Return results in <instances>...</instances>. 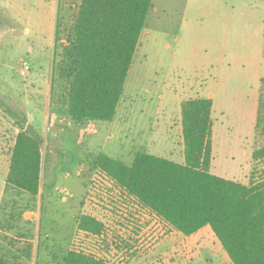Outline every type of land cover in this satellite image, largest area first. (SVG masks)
I'll return each instance as SVG.
<instances>
[{
	"label": "rangeland",
	"instance_id": "rangeland-1",
	"mask_svg": "<svg viewBox=\"0 0 264 264\" xmlns=\"http://www.w3.org/2000/svg\"><path fill=\"white\" fill-rule=\"evenodd\" d=\"M48 3H55L56 31L49 28ZM48 3L0 0V178L6 180L19 127L38 133L45 189L39 236L31 229V239H40L36 264L58 260L68 249L92 252L111 264H233L214 235L219 249L212 254L118 188L92 161L103 152L131 164L142 150L183 163L180 103L205 96L212 98L210 171L245 184L264 179V157L254 156L264 144V0H151L115 115L109 122L83 124L86 138L81 147L74 144L75 155L63 143L72 146L67 133L64 140L54 137L47 114L50 104L66 103L53 43H65L80 0ZM22 62L30 65L26 75L20 74ZM20 195L1 200L4 228L11 219H24L31 199ZM84 201L105 225L101 236L75 226ZM3 227L0 264H7L10 239L3 242Z\"/></svg>",
	"mask_w": 264,
	"mask_h": 264
},
{
	"label": "trees",
	"instance_id": "trees-1",
	"mask_svg": "<svg viewBox=\"0 0 264 264\" xmlns=\"http://www.w3.org/2000/svg\"><path fill=\"white\" fill-rule=\"evenodd\" d=\"M150 5L151 0H80L65 43L55 42L53 49L74 123L113 119ZM211 107V97L181 101L183 163L138 150L131 164L99 152L92 166L184 235L208 225L233 264H264V179L245 184L210 171ZM19 128L6 188L34 201L42 184L43 139ZM254 156L264 157V144ZM76 223L77 229L95 236L105 229L88 214L79 215ZM47 261L44 264H109L82 249H68L60 259Z\"/></svg>",
	"mask_w": 264,
	"mask_h": 264
},
{
	"label": "crops",
	"instance_id": "crops-1",
	"mask_svg": "<svg viewBox=\"0 0 264 264\" xmlns=\"http://www.w3.org/2000/svg\"><path fill=\"white\" fill-rule=\"evenodd\" d=\"M44 1L46 3H48V1H50V0H44ZM55 8H56L55 3H48V13H49V18H50L49 28L51 29L53 27L54 30L56 29L55 26H56V23L58 20L57 17H56V19H53L54 14H55ZM39 29L40 28H37L36 31H39ZM29 31H30V28L28 26H25V33H29ZM31 32H33L32 28H31ZM53 90H55V89H53L51 87L50 91H52V93H53L54 101L57 100V102H58V95ZM64 96H66V91H65ZM47 119H48V126L50 127V130L52 127V129H53L52 133H54V135H56L54 137H57V140L63 139L65 137L64 136L65 133H67L69 135L68 138L70 139L69 141L72 142V146L67 144L66 139L65 140L63 139L64 140L63 143H65L66 146L69 148V150L72 152V154L75 155V152L72 151L73 146H74V144H78L79 147H81V144H80L81 141L86 138L87 126L86 125L84 126L81 124L79 125V124H76L72 121V119L68 115L67 103H65L63 105H59V106L55 105V103L50 104L49 112L47 114ZM78 165L79 164L77 162V166H76L77 170L79 168ZM7 171H8V169H7ZM44 171H45V167L43 165L42 172H41L42 184H41V189H40L39 195L34 199V201L30 200V202L24 204L25 211H23V213H22L24 219L19 223H17V222L14 223V220L11 219L13 224H6L5 228L3 227V224H0L5 230H7V231H4L5 235L3 236V238H4L3 242H5L6 238L10 239L7 242L8 247L5 246L4 253L9 254V255L11 254V255L10 256L9 255L3 256L6 259L7 264H36V262H37L38 257L36 254H37V251L39 249L38 245H40V244L36 241L38 240L37 234H38V236L40 234V231H39L40 224L38 223V221L41 218L43 196H44L43 192L45 189V185L43 183L44 182V177H43ZM68 175L69 174L66 173V176H68ZM52 187L54 188V190H55V188H57V189L61 188L56 184H53ZM14 195L15 194L12 193L11 191H7L6 180L1 179V181H0V203L6 202V200L10 197H11V199L14 198ZM20 196L21 197L25 196L28 199H30L29 196L25 193L21 194ZM64 199L65 198H62V201H66ZM1 200H2V202H1ZM81 204H82V212L79 215H81V214H88L91 216L95 215L94 213L91 212L92 206L87 204V201L86 202L84 201ZM86 208L89 209L90 211H87ZM13 219H15V218H13ZM75 226L77 227V224ZM207 226H204L203 228L199 229L195 233H193L191 235H187V236L191 239L190 242L192 244L195 243L196 246H199L202 243L206 244V247L213 254V252L215 251L213 249H215V248L219 249V248L216 245L215 240L213 238V235H214V234H212L213 232L211 233L209 230L204 231V229ZM32 228L37 230L38 232L35 235V237H33L31 239V229ZM20 230H21V232H20L21 235L18 236L16 233ZM82 232L86 233L84 231H82ZM22 233H24L25 235L29 234V237L23 238ZM11 238H15V239L12 240ZM31 240H33L35 242L34 244H32V246H31ZM23 241H27V244L25 243V245H24ZM38 241H40V239ZM192 244H191V246H192ZM217 249H216V252L218 255H220V253H218ZM49 250H50V247H49ZM109 264H111V263H109ZM121 264H125V262H122Z\"/></svg>",
	"mask_w": 264,
	"mask_h": 264
},
{
	"label": "built area",
	"instance_id": "built-area-1",
	"mask_svg": "<svg viewBox=\"0 0 264 264\" xmlns=\"http://www.w3.org/2000/svg\"><path fill=\"white\" fill-rule=\"evenodd\" d=\"M30 70V65L27 62H22L20 65V74L21 75H26L29 73Z\"/></svg>",
	"mask_w": 264,
	"mask_h": 264
}]
</instances>
